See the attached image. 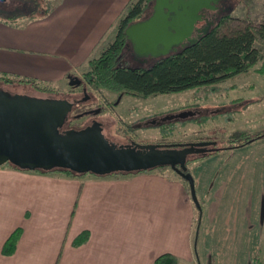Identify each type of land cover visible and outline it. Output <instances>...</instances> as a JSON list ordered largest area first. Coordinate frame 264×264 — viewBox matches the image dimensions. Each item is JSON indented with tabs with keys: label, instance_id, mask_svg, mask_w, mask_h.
Listing matches in <instances>:
<instances>
[{
	"label": "crops",
	"instance_id": "1",
	"mask_svg": "<svg viewBox=\"0 0 264 264\" xmlns=\"http://www.w3.org/2000/svg\"><path fill=\"white\" fill-rule=\"evenodd\" d=\"M129 1L60 0L24 27L0 19V73L61 84L85 66ZM199 161L191 174L204 202L202 231H216V251H246L242 236L264 231V138ZM191 202L183 183L152 170L70 177L1 165L0 264H151L164 252L193 264ZM17 227L16 247L3 255ZM83 230L88 240L73 246Z\"/></svg>",
	"mask_w": 264,
	"mask_h": 264
},
{
	"label": "water",
	"instance_id": "2",
	"mask_svg": "<svg viewBox=\"0 0 264 264\" xmlns=\"http://www.w3.org/2000/svg\"><path fill=\"white\" fill-rule=\"evenodd\" d=\"M213 1L153 0L149 16L130 23L124 30L135 58H142L144 63L195 44L210 30L211 21L205 20L202 27H197V23L204 20L202 9L214 8ZM67 84L78 87L81 78L69 74ZM82 90L87 93L86 87ZM86 98L70 101L20 93L11 95L0 90V166L10 162L29 170L56 167L95 175L168 166L187 182L192 201L201 210L194 178L187 171V157L213 150L215 141L115 143L104 135L102 124L96 119L78 130L59 132L74 105ZM99 112L100 108L89 109L76 116ZM194 114L193 110H182L153 117L145 125H158Z\"/></svg>",
	"mask_w": 264,
	"mask_h": 264
},
{
	"label": "rangeland",
	"instance_id": "3",
	"mask_svg": "<svg viewBox=\"0 0 264 264\" xmlns=\"http://www.w3.org/2000/svg\"><path fill=\"white\" fill-rule=\"evenodd\" d=\"M59 1L37 0L35 10L29 15L20 16V12H17L15 15L19 16L7 22L13 27H24L34 18H37L35 16H37L36 13L39 10H47L49 7L54 8ZM232 5L233 10L229 12L230 17L221 26L220 32L227 33L241 28L247 21H250L255 27L264 21V0H233ZM5 19L7 18L5 17ZM113 29L114 27L104 37L91 57L97 56L114 39ZM255 45L262 53L260 61L250 67L248 71L210 86L194 87L180 92L150 95L148 97L123 95L118 98L116 92L107 89L96 91L88 85L86 94L89 97L87 100L81 101L82 103L80 102V106L76 109L100 108V112L95 117L91 115L75 116L77 118L74 123L78 126H86L91 123L92 119H96L101 122L104 135L115 143H128L132 140L139 143L173 144L211 140L215 141L218 146H224L234 131L251 134L263 131L264 74L260 73L259 69L264 62V39L259 38ZM124 62L127 65L139 64L138 60L132 57L125 59ZM87 70L88 65L86 62L85 66L71 74L82 78ZM67 80L66 77L58 85L48 83L50 87L58 91L52 94L34 90L29 85L23 84L8 87L7 91L13 94L22 93L44 98L52 96V98H67L70 101L73 98H83L84 93L81 92L80 87H70ZM77 110H74L72 116L81 113ZM182 110H193L195 114L184 119L161 122L158 125L144 124V121H148L153 117ZM221 155L230 157L232 152H224ZM200 162L199 160L190 161L187 164L189 172L191 173L198 167ZM154 170H152L153 173L162 174L167 176L168 179L183 183L185 193L192 201L187 183L173 169L168 167ZM249 190L252 189L249 188ZM227 197L229 198L228 195L224 196V198ZM198 200L202 202L200 198ZM202 203L204 205V202ZM191 204L194 207L192 231H189L192 245L197 209L193 201ZM215 232L202 231L201 226L197 241L199 262L195 261L194 251H192L193 264H207L206 257H213V264H252V261L255 262L254 264H264V231H256L254 235L256 238L250 233L244 234L242 243H246L245 247L247 246L248 249L246 251L244 249L242 252L233 251L232 244H228L226 251H216L215 247L219 248V244L213 245L210 242V235Z\"/></svg>",
	"mask_w": 264,
	"mask_h": 264
},
{
	"label": "trees",
	"instance_id": "4",
	"mask_svg": "<svg viewBox=\"0 0 264 264\" xmlns=\"http://www.w3.org/2000/svg\"><path fill=\"white\" fill-rule=\"evenodd\" d=\"M35 5H37V0L0 1V18L5 19L6 17L5 21L9 22V20L19 16L15 15L17 12H20V16L29 15V13L35 10ZM152 5L153 0H130L126 4L122 15L114 25V39L97 56L91 57L87 61L88 70L84 73V78L92 89L96 91L107 89L116 92L118 98L123 95L148 97L150 95L180 92L194 87L210 86L222 82L237 74L248 71L250 67L262 59V53L255 43L259 38L264 39V21L257 27L250 21H247L241 28L222 33L220 32V28L227 20L225 18L220 21L218 26L210 28L208 33L193 45H188L166 56L148 59L145 64L127 65L124 60L131 58L133 51L126 39L124 30L130 23L148 17L152 11ZM52 9L49 7L47 10H39L35 17H43ZM259 72L264 74V62ZM69 74L71 73L66 75L67 79ZM22 84L29 85L34 90L43 93L52 94L58 92L53 87L35 78L0 73V90L2 91L13 95V93L7 91L8 87ZM78 106H80V102L74 105L72 111L67 115L65 122L58 128L59 132L66 129L78 130L85 127L74 123L77 114L72 115ZM78 111L80 112L81 108ZM262 138H264V130L253 134L234 131L229 136L226 145L218 146L215 144L213 150L204 154L189 155L186 164L192 160H202L219 152L248 145ZM3 166L29 170L10 162L3 164ZM163 168H168V166L155 167L148 170ZM33 171L40 173L59 172L70 177H82L85 175L101 176L56 167L51 169L34 168ZM187 171L189 172L188 169ZM137 172L141 171L113 172L111 174ZM199 203L201 210L197 209L193 242V251L198 262L197 241L203 212V203L200 201ZM21 233L22 228L17 227L9 234L1 249L3 255L12 254ZM88 237L89 231L83 230L72 240V245H81L88 240ZM206 263L213 264V259L208 258ZM151 264H178V257L171 252H164L157 255Z\"/></svg>",
	"mask_w": 264,
	"mask_h": 264
},
{
	"label": "flooded vegetation",
	"instance_id": "5",
	"mask_svg": "<svg viewBox=\"0 0 264 264\" xmlns=\"http://www.w3.org/2000/svg\"><path fill=\"white\" fill-rule=\"evenodd\" d=\"M232 1L233 0H215V1L211 2V5H213L214 8L213 9H207V8L202 9L201 14L204 17V20L198 22L197 27H202L205 24V20L212 22V24L210 25V28H212L214 26H218L222 19H225V18L228 19L230 17L229 12H231L233 10ZM132 58L137 59L138 63H143L142 58H135L134 53L132 54ZM79 87H80L82 93H84L82 90L83 87H86V89H87L88 84H87L84 77L81 78V85ZM84 95H85V93L83 94V98H84ZM85 96H87V98L85 99V100H87L89 96L87 94ZM74 99H76V98H73V100ZM85 100H83V101H85ZM89 109H93V108H83V109H81L80 112L82 113V112L87 111ZM86 115H91V116L95 117L97 114L96 115L86 114ZM145 122L146 121H144V124H145ZM139 125H140V123H139ZM197 155H199V154H197Z\"/></svg>",
	"mask_w": 264,
	"mask_h": 264
}]
</instances>
